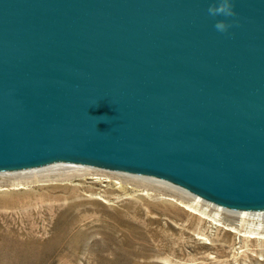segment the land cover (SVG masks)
Returning a JSON list of instances; mask_svg holds the SVG:
<instances>
[{
  "label": "water",
  "instance_id": "95a60500",
  "mask_svg": "<svg viewBox=\"0 0 264 264\" xmlns=\"http://www.w3.org/2000/svg\"><path fill=\"white\" fill-rule=\"evenodd\" d=\"M0 0V173L74 164L264 211V0Z\"/></svg>",
  "mask_w": 264,
  "mask_h": 264
},
{
  "label": "rangeland",
  "instance_id": "374dc122",
  "mask_svg": "<svg viewBox=\"0 0 264 264\" xmlns=\"http://www.w3.org/2000/svg\"><path fill=\"white\" fill-rule=\"evenodd\" d=\"M66 165L90 175L0 173V264H264V240L239 236L250 219L157 179Z\"/></svg>",
  "mask_w": 264,
  "mask_h": 264
},
{
  "label": "bare ground",
  "instance_id": "6f19581e",
  "mask_svg": "<svg viewBox=\"0 0 264 264\" xmlns=\"http://www.w3.org/2000/svg\"><path fill=\"white\" fill-rule=\"evenodd\" d=\"M19 178L15 179L18 182H32L37 179L38 182H51V177H60L64 176L66 178L71 177H85L90 175L86 168L83 167H73L67 166L66 164H57L47 168L24 171L18 174ZM40 179V180H39ZM19 186V185H18ZM186 207H190L186 205ZM230 214L237 215L239 217H246L251 220V223L246 224L243 228L242 234H239L240 237L249 238L262 242L264 240V211L262 212H228ZM214 221V220H213ZM215 225V223H214Z\"/></svg>",
  "mask_w": 264,
  "mask_h": 264
},
{
  "label": "clouds",
  "instance_id": "9594fccd",
  "mask_svg": "<svg viewBox=\"0 0 264 264\" xmlns=\"http://www.w3.org/2000/svg\"><path fill=\"white\" fill-rule=\"evenodd\" d=\"M208 15L212 18L224 17L223 20H217L214 28L217 32L225 34L229 29L236 26L237 21L234 19L229 22L227 18H234L236 12L234 11V0H214V3L207 9Z\"/></svg>",
  "mask_w": 264,
  "mask_h": 264
}]
</instances>
